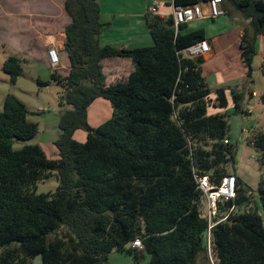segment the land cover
<instances>
[{
	"label": "trees",
	"instance_id": "16d2710c",
	"mask_svg": "<svg viewBox=\"0 0 264 264\" xmlns=\"http://www.w3.org/2000/svg\"><path fill=\"white\" fill-rule=\"evenodd\" d=\"M206 0H172L182 7ZM249 21L244 27L240 56L251 78L256 42H264V0H222ZM70 18L63 49L70 68L49 81L62 89L58 105L57 159L39 145L13 149L15 140H29L38 124L15 96L7 94L0 112V264H106L120 251L149 264H196L207 256L205 198L194 174L218 183L237 180L236 205L252 202L249 187L235 173V147L228 137L226 113L209 114L227 106V88L210 90L201 74L203 57L181 52L206 40L203 29L173 26L172 14L162 18L149 11L145 21L153 41L134 49L100 46L103 30L98 0H64ZM129 58L133 71L122 81L106 85L100 62ZM264 59V56H263ZM9 82L21 74V61L10 55L2 65ZM233 108L241 111L243 94L229 89ZM97 98L110 103L111 117L97 127L87 121V108ZM264 102V93L262 95ZM86 133L84 142L73 138ZM228 143L224 144L223 140ZM249 143L263 169L257 195L264 215V131ZM234 167V166H233ZM54 175L53 193L35 194L39 181ZM140 240L141 249L132 248ZM209 253L214 264H264V229L256 210L234 213L211 230Z\"/></svg>",
	"mask_w": 264,
	"mask_h": 264
},
{
	"label": "rangeland",
	"instance_id": "374dc122",
	"mask_svg": "<svg viewBox=\"0 0 264 264\" xmlns=\"http://www.w3.org/2000/svg\"><path fill=\"white\" fill-rule=\"evenodd\" d=\"M154 1L164 2V0ZM138 6L132 3L131 11L137 12ZM49 7L47 0H0V112L3 108L4 97L11 94L20 100L30 112L27 120L39 124L38 131L33 138L25 141H14V150L26 145H40L50 136L59 133L56 123L62 111L58 105L62 89L53 82L47 86L38 84V80L49 81V75L48 71L43 69L42 64L37 61V40L34 36L37 23L40 22L37 19V12L47 11ZM169 11L166 8L160 13L168 16ZM187 26L190 30L203 29L207 37L221 32H230L238 29V27H245L251 34L249 21L230 6H227V14L224 16L215 19L195 20ZM262 43L264 45V42ZM262 49L257 51L252 60L251 78L240 77L239 81L233 83V85L239 84V91L243 94L241 111L236 112L234 110L231 95L227 92V106L224 109H219L218 113H226L228 116V137L235 147L234 167L229 165L228 171L235 173L242 184L249 187L251 191V204L239 205L235 212L245 213L256 210L262 218L264 229V215L257 195V187L260 178L263 176V169L256 161L255 149L249 143L251 134L264 131V102L261 98L264 93V52ZM225 51L226 49L223 50V52ZM236 52L237 50L234 48L227 54H220L218 58L206 65H201V74L207 79L210 98H213L216 89L212 83H209L210 78L213 77L216 80L218 76L217 72H214V68L229 70L237 75L240 73V69L244 67L243 64H239V55ZM10 55L18 56L21 61V74L15 84L9 82L8 75L2 70L3 62ZM57 187V178L52 175L43 181H39L34 192L35 194L53 193ZM144 255L145 257L143 256L138 262H135L131 257L113 250L108 264H148L146 260L148 256ZM208 261L209 259L206 258L201 264H210Z\"/></svg>",
	"mask_w": 264,
	"mask_h": 264
},
{
	"label": "crops",
	"instance_id": "0c3cea01",
	"mask_svg": "<svg viewBox=\"0 0 264 264\" xmlns=\"http://www.w3.org/2000/svg\"><path fill=\"white\" fill-rule=\"evenodd\" d=\"M47 1L50 5L49 10L37 12V19L40 21L37 23L36 34L34 35L37 40V61L42 64V68L47 70L48 75H50L52 68L49 65L47 51L50 47H53L57 51L60 61L59 67L53 70H56L60 75L65 76L68 74L70 63L67 54L63 49L65 41L64 29L70 23V18L64 11V0ZM98 2L100 5V21L104 25L98 39L100 46L134 49L151 46L153 44L145 21V14L148 12V7L152 1L98 0ZM156 2L159 7L156 14L165 18L166 15L163 13L161 14L160 11H164L168 8L170 10L168 14L172 12V0ZM132 3L139 5L137 12L131 11L130 6ZM188 24L189 23H187V25ZM242 29L243 27H238L236 30L234 29L230 32H221L211 37H207L205 35V39L211 47V52L202 56L204 60L203 66L215 60V58H218L220 54H227L229 51H233L234 48L237 50L236 54L239 55L238 62L239 64H242L239 47ZM186 30L191 31L188 28H186ZM225 49L226 51L223 52ZM260 49L264 52L262 40L258 39L256 42V50L260 51ZM100 65L106 85H112L124 80L134 69L131 59L122 57L105 58L101 60ZM213 70H215L214 72H217L218 76L216 77V80H214L213 77L210 78L209 83H212L216 89L221 87L227 88L228 90L226 92H229V89L239 90V84L233 85V83L239 81L240 77L244 78L246 72L244 67L240 69V73L237 75L222 68H214ZM204 79L207 83L206 77H204ZM107 102V100L97 98L87 108V121L91 127H97L111 117L112 109L110 103L108 102V104ZM218 110L219 109L210 108L208 112L209 114H215L218 113ZM57 124L58 121L56 126ZM58 135L59 133L50 136L39 145L49 159L58 158V152L54 146V141L57 139ZM73 138L77 142H84L86 140V133L82 130H76L73 134ZM116 252L126 255L120 251ZM110 255L108 262L110 261ZM143 256L145 257L144 254ZM204 259H206L205 255L198 257L196 264H201ZM146 260L149 264V256L146 257ZM108 262L106 264H108ZM208 262L210 263V261Z\"/></svg>",
	"mask_w": 264,
	"mask_h": 264
},
{
	"label": "built area",
	"instance_id": "2783aa9c",
	"mask_svg": "<svg viewBox=\"0 0 264 264\" xmlns=\"http://www.w3.org/2000/svg\"><path fill=\"white\" fill-rule=\"evenodd\" d=\"M221 4L222 0H206L194 5L182 7L172 6L173 26L177 28L181 24H187L195 20H203L206 18L215 19L224 16L226 12L222 9ZM158 9L159 7L156 1H152L148 7V11L152 14H156ZM210 52L211 47L208 41L202 40L185 48L181 52V55L185 58H196L209 54ZM47 54L49 65L53 69L57 68L60 65L57 51L53 47H50ZM223 143L227 144L228 140L224 139ZM194 179L197 189L205 198L206 230L204 232V240L210 264H214L209 253L211 230L217 224L229 221L234 213H236L237 180L235 176L227 175L221 181L215 183L208 176L199 174H194ZM131 247L141 249L140 240H134L131 243Z\"/></svg>",
	"mask_w": 264,
	"mask_h": 264
},
{
	"label": "water",
	"instance_id": "95a60500",
	"mask_svg": "<svg viewBox=\"0 0 264 264\" xmlns=\"http://www.w3.org/2000/svg\"><path fill=\"white\" fill-rule=\"evenodd\" d=\"M42 255L38 254L34 257L33 261L31 262V264H42Z\"/></svg>",
	"mask_w": 264,
	"mask_h": 264
}]
</instances>
